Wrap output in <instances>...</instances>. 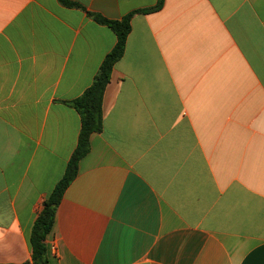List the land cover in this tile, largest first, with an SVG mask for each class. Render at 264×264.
<instances>
[{"label": "crops", "instance_id": "0c3cea01", "mask_svg": "<svg viewBox=\"0 0 264 264\" xmlns=\"http://www.w3.org/2000/svg\"><path fill=\"white\" fill-rule=\"evenodd\" d=\"M0 0V264L77 147L67 102L158 0ZM103 130L64 192L49 264H264V0H164L131 20Z\"/></svg>", "mask_w": 264, "mask_h": 264}, {"label": "trees", "instance_id": "16d2710c", "mask_svg": "<svg viewBox=\"0 0 264 264\" xmlns=\"http://www.w3.org/2000/svg\"><path fill=\"white\" fill-rule=\"evenodd\" d=\"M68 7H81L71 0H60ZM164 0H158L157 4L150 8L136 10L120 20H109L103 16L86 11L88 16L99 24L108 26L116 35L117 41L114 48L106 55L92 85L85 92L67 102L81 116V130L78 144L66 167L65 174L56 185L53 192L44 202V207L37 217L30 236L32 247V261L23 264H49L46 238L52 231L57 208L62 200L64 192L76 178L80 160L90 151V136L103 130L104 123V95L110 83L116 63L124 56L128 36L132 30L131 20L137 13L149 14L162 9Z\"/></svg>", "mask_w": 264, "mask_h": 264}]
</instances>
